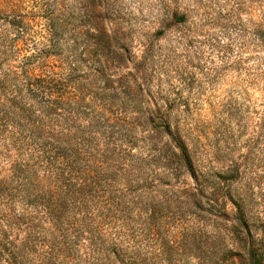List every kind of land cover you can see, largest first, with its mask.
<instances>
[{"label":"rangeland","instance_id":"obj_1","mask_svg":"<svg viewBox=\"0 0 264 264\" xmlns=\"http://www.w3.org/2000/svg\"><path fill=\"white\" fill-rule=\"evenodd\" d=\"M254 258L264 0H0V264Z\"/></svg>","mask_w":264,"mask_h":264},{"label":"trees","instance_id":"obj_2","mask_svg":"<svg viewBox=\"0 0 264 264\" xmlns=\"http://www.w3.org/2000/svg\"><path fill=\"white\" fill-rule=\"evenodd\" d=\"M44 79L45 78L38 79L37 81H40V82L45 83V89H47V86L51 85L50 84L51 81L49 79L48 80H44ZM44 98H50V97H44ZM53 103H57V102H50V105H52ZM52 107L53 106H51L48 110H52ZM43 108H47V104L46 105H43ZM32 136H34L35 139L37 140L35 134H33ZM38 136H40V138H41V135H40L39 132H38L37 137ZM49 143H51L52 146L48 150V149H46V147H44L48 143L47 142L42 143V140H38V142H37L38 147L37 148H41V151L44 150L43 153L50 152V150H54V149H56L59 153H62V150L60 149V147L63 145L62 143H64V144L65 143H69V140L68 139L67 140H64L62 138H55V139H49ZM176 144H177V146L179 147V150H180L179 153H177L178 158L181 160V162L184 164V166L189 171H191V173H193L194 171H193V166H192V160H191L189 154L186 152V149L183 147V145L180 144L179 140L176 142ZM65 148H67V150L70 149V147H67V146ZM43 158H47L48 159L49 156H47V157L46 156H43ZM30 172H31L30 168L29 169H25V170H21L19 166H16L15 167V170H14V177H12V180H18L20 182H28V181H30L32 179V177L30 175ZM56 175H59V174L57 173ZM57 178L55 177V180ZM260 260H261L260 258L259 259L258 258H254V264H260Z\"/></svg>","mask_w":264,"mask_h":264}]
</instances>
